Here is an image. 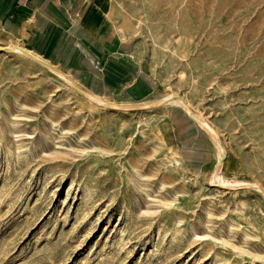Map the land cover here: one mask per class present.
<instances>
[{
    "label": "rangeland",
    "instance_id": "374dc122",
    "mask_svg": "<svg viewBox=\"0 0 264 264\" xmlns=\"http://www.w3.org/2000/svg\"><path fill=\"white\" fill-rule=\"evenodd\" d=\"M109 2L116 65L0 32V264H264V0Z\"/></svg>",
    "mask_w": 264,
    "mask_h": 264
},
{
    "label": "crops",
    "instance_id": "0c3cea01",
    "mask_svg": "<svg viewBox=\"0 0 264 264\" xmlns=\"http://www.w3.org/2000/svg\"><path fill=\"white\" fill-rule=\"evenodd\" d=\"M109 14V0H0V32L64 70L82 73L94 59L117 64L106 55L114 31Z\"/></svg>",
    "mask_w": 264,
    "mask_h": 264
},
{
    "label": "bare ground",
    "instance_id": "6f19581e",
    "mask_svg": "<svg viewBox=\"0 0 264 264\" xmlns=\"http://www.w3.org/2000/svg\"><path fill=\"white\" fill-rule=\"evenodd\" d=\"M12 50H14L16 53H25L26 51H24L22 48H20V47H12ZM27 55H29V57L30 58H32L33 60H36L37 62H39V63H42V64H44L45 62L43 61V59H42V57L40 56V55H38V54H35V53H33V52H27ZM47 63V62H46ZM45 65H47V64H45ZM49 67V66H48ZM49 69H52L54 72H55V70H54V68H49ZM52 71V72H53ZM60 72V71H59ZM59 72H55V73H57L59 76H61V77H63V75L61 74V73H59ZM53 74V73H52ZM56 74V75H57ZM64 78V77H63ZM210 128V127H209ZM211 130V129H210ZM220 177V176H219ZM218 181V180H217Z\"/></svg>",
    "mask_w": 264,
    "mask_h": 264
}]
</instances>
